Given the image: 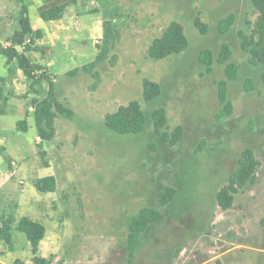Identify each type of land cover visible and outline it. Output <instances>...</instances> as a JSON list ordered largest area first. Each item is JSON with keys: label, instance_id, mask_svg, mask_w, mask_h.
Returning <instances> with one entry per match:
<instances>
[{"label": "rangeland", "instance_id": "obj_1", "mask_svg": "<svg viewBox=\"0 0 264 264\" xmlns=\"http://www.w3.org/2000/svg\"><path fill=\"white\" fill-rule=\"evenodd\" d=\"M80 2L98 11L84 14L76 25L109 20L115 38L107 57L95 67L97 75L82 67L97 56L103 38L96 43L86 34L85 45L71 41L70 50L55 46V54L50 47L28 52L35 75L52 56L55 92L74 112L72 118H55L54 136L42 147L34 107H29L31 98L43 97L46 90L39 87L41 93H35L32 79L16 61L9 72L7 57L0 52V84L11 103L1 116L0 144L9 161L0 152V226L8 218L13 226L12 244L0 239V264H34L30 241L15 228L25 215L46 226L38 254L51 264H129L130 219L143 206H158L166 185L180 189L181 196L164 211L166 220L142 243L134 264H264V84L260 68L249 64L240 43V32L250 33L258 15L252 1ZM0 9L6 13L0 15V46L10 47L20 27V6L0 0ZM77 10L71 5L67 18ZM231 13L235 21L221 33L219 20ZM29 14L41 19L35 3ZM197 19L206 25L205 32ZM172 21L184 27L188 47L163 59L150 58L151 43ZM223 43L229 44L231 59L240 69L238 79L228 84L233 113L220 118L218 83L227 77L217 57ZM206 48L215 59L211 71L199 61ZM75 68L79 70L71 73ZM145 78L161 85L153 102L143 98ZM131 100H139L146 110L163 106L169 130L184 128L181 140L175 146L161 142L151 124L140 135L108 129L106 114ZM21 119H27L26 131L17 129ZM203 140L206 145L198 151ZM247 146L260 162L255 181L240 188L232 206L224 209L217 192ZM47 175L57 179L55 192L35 186L37 178Z\"/></svg>", "mask_w": 264, "mask_h": 264}, {"label": "trees", "instance_id": "obj_2", "mask_svg": "<svg viewBox=\"0 0 264 264\" xmlns=\"http://www.w3.org/2000/svg\"><path fill=\"white\" fill-rule=\"evenodd\" d=\"M20 6L19 29L11 37L13 45L10 47L0 46V52L7 57V64L14 61L23 69L27 76L32 79V89L35 93H41L39 87L45 88L46 93L43 97H33L30 100V107H34L33 116L37 128L38 136L41 141L38 143L42 147L44 140H50L55 133V118L59 115L72 118L74 112L66 107L57 97L55 84L49 69L42 64L41 73L35 75L33 61L30 59L28 52L33 50L44 51V46L38 44L44 38V31L34 29L29 16L30 0H15ZM79 0H44L39 6L40 17L45 21L57 20L64 16L68 6L77 3ZM258 11V15L253 23L250 33L240 32V43L242 49L248 55V62L251 66L258 67L261 70V79L264 84V0H251ZM98 9H92V12ZM235 21L234 14H229L219 20L218 28L221 33L227 32ZM196 24L202 32L206 31V25L199 19ZM103 43L97 56L90 62L83 65V70L97 75L96 65L103 61L111 48L112 40L115 38V28L112 21L104 20ZM189 45L184 27L178 21H172L164 30L161 36L155 38L151 43L148 55L154 60L163 59L171 54L184 51ZM23 46V50L19 47ZM232 50L227 43H223L220 48L217 61L225 64L226 79L218 83V97L221 104L219 117L230 116L233 113V102L228 95V84L230 81H236L239 77V65L232 59ZM212 50L203 49L199 54V61L206 67L207 71L212 70L214 63ZM79 68H75L71 73H75ZM12 72V71H11ZM3 80H5L3 78ZM45 82L49 87H45ZM143 98L147 102H153L161 94V85L155 81L144 79ZM252 88H247L250 90ZM8 107V96L5 94L4 83L0 84V133L1 116L6 114ZM151 109H144L139 100H131L127 104L120 105L114 112L105 116V124L108 129L123 135H140L143 133L148 124L153 127L155 136L165 144L175 146L183 137L184 128L181 125L172 130L168 127V117L166 109L163 106H150ZM27 116L31 114L29 109L26 111ZM17 129L26 131L28 129L27 119H21L17 122ZM206 142L203 140L198 148L202 150ZM5 146L0 144V152L3 154L5 161L9 157L5 154ZM45 153L43 150L41 151ZM259 160L255 157L252 147L247 146L243 149L238 160L237 168L228 176L227 184L217 192V200L221 207L228 209L232 206L234 195L240 188L253 183L256 178V171L259 166ZM36 188L41 192H55L57 190V179L54 175L39 177L35 180ZM181 196V190L173 185H166L159 193L158 206H143L130 219L129 231L127 234V251L128 262H136L137 253L142 243L148 239L151 231L158 228L166 220V209L172 208ZM163 209V210H162ZM27 236L31 243L34 264H51L49 259L39 256L40 242L45 238L46 226L30 216L21 217L15 226ZM12 219L8 218L2 221L0 226V239L12 244ZM16 264H24L19 260Z\"/></svg>", "mask_w": 264, "mask_h": 264}, {"label": "crops", "instance_id": "obj_3", "mask_svg": "<svg viewBox=\"0 0 264 264\" xmlns=\"http://www.w3.org/2000/svg\"><path fill=\"white\" fill-rule=\"evenodd\" d=\"M79 1L77 3H75L78 10L75 12L72 11L70 13V18H67L66 13L68 11V8L71 5L68 6V8L66 9L64 16L60 19H57V20L45 21L42 18L33 20L30 17L33 28L34 29H41L44 31V38L38 42V44L40 46L50 47L53 52L55 51L54 52V54H55L56 53L55 46L59 47L60 48L59 50H61V51L62 50H70L69 43L71 41H79L81 44L85 45L86 34H88L89 37L91 36L93 38V40H95L96 43L100 42L99 40L103 38V34H104V26H103L104 19L103 20L100 19L99 21L95 20L93 23L88 24V25H85V24L84 25H82V24L76 25L77 22L79 21V19L82 16H84V14H88V12H92L90 5L86 6L82 2L79 3ZM32 3L37 4V10H38L39 6L44 3V0H30L29 9H30ZM78 4H81V5L78 6ZM38 13H39V11H38ZM0 15L3 17L6 16V13H4L3 9H0ZM29 16H30V14H29ZM77 46H79V45H77ZM80 50H83V49L81 48ZM52 55H53V53H52ZM51 58H52V56L46 58L47 60L43 64L49 69L50 73L52 74V73H54L51 69L52 62L49 61ZM12 64L13 63H10V64H7V66H6V68L9 72L13 71ZM4 78H5V80H7V77H4ZM11 79L13 81H16L15 76H14V78H11ZM4 87H5V85H4ZM5 94L8 96V106H9L11 103L9 100V95L6 92V88H5ZM29 108H31V107H29ZM41 242H43V240Z\"/></svg>", "mask_w": 264, "mask_h": 264}, {"label": "built area", "instance_id": "obj_4", "mask_svg": "<svg viewBox=\"0 0 264 264\" xmlns=\"http://www.w3.org/2000/svg\"><path fill=\"white\" fill-rule=\"evenodd\" d=\"M94 2V1H93ZM32 109V108H31ZM4 185V179L2 174H0V188Z\"/></svg>", "mask_w": 264, "mask_h": 264}]
</instances>
